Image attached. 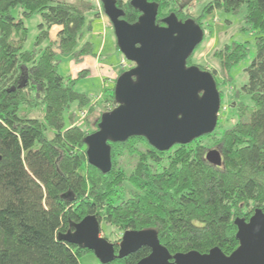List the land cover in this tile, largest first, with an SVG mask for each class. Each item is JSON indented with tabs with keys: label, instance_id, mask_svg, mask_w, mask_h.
Segmentation results:
<instances>
[{
	"label": "trees",
	"instance_id": "obj_1",
	"mask_svg": "<svg viewBox=\"0 0 264 264\" xmlns=\"http://www.w3.org/2000/svg\"><path fill=\"white\" fill-rule=\"evenodd\" d=\"M149 1L159 4L160 25L161 16L174 13L203 29L204 17L216 10L236 15L245 9L242 30L255 33L257 52L238 98L247 94L252 105L231 103L235 123L223 126L219 118L213 133L168 151L142 136L110 142L112 169L104 173L89 163L85 139L91 133L70 112L73 103L83 108L90 98L58 72L59 52L77 61L93 53V43L84 42L85 10L57 0H0V264H81L91 250L60 237L91 214L124 231L155 229L172 254L218 246L230 255L239 246L238 215L248 221L257 209L264 211V0H211L199 16L186 11L195 0ZM117 5L129 23L141 15L130 1ZM17 7L19 17L13 14ZM34 14L43 23L36 47L28 51L25 19ZM53 26L61 29L52 40ZM248 53L246 43L233 41L216 48L214 57L231 79L230 71ZM209 71L220 89L219 70ZM108 91L117 104L115 89ZM40 106L42 118L29 116ZM203 139L220 147L221 166L207 161ZM150 252L142 246L107 264H137Z\"/></svg>",
	"mask_w": 264,
	"mask_h": 264
},
{
	"label": "water",
	"instance_id": "obj_2",
	"mask_svg": "<svg viewBox=\"0 0 264 264\" xmlns=\"http://www.w3.org/2000/svg\"><path fill=\"white\" fill-rule=\"evenodd\" d=\"M101 2L119 50L135 66L118 77L117 106L102 114L98 130L85 139L89 163L110 172V142L142 136L157 150L168 151L213 133L222 104L216 79L211 71L187 64L204 40L201 25L192 18L181 21L174 13L162 18L160 25L159 4L149 0L130 1L141 15L129 23L117 0ZM206 159L215 166L223 162L217 149L209 150ZM235 224L239 246L230 255L218 246L207 253L191 250L172 254L155 229L124 231L116 253L115 244L101 236V220L92 214L60 238L93 251L103 264L142 246L150 247L151 252L137 264H264V211L257 209L248 221L238 217Z\"/></svg>",
	"mask_w": 264,
	"mask_h": 264
},
{
	"label": "rangeland",
	"instance_id": "obj_3",
	"mask_svg": "<svg viewBox=\"0 0 264 264\" xmlns=\"http://www.w3.org/2000/svg\"><path fill=\"white\" fill-rule=\"evenodd\" d=\"M76 4L85 10L88 22L86 26L85 40L93 43V53L86 55L82 60H78L71 54L58 53V72L65 78L76 80L75 89L79 93H84L90 98L88 105L80 108L78 102L72 104L70 112L76 114V124L81 125L89 133H93L98 129V124L103 113L113 110L117 104L109 95L108 89L116 86L118 77L135 66V63L129 61L122 52L117 48V40L114 28L108 16L105 14L101 0H57ZM125 3L131 0H123ZM193 1V0H191ZM211 0H195L191 2L186 11L194 16H199L203 12L204 6ZM183 2V1H182ZM21 9L19 7L13 9V14L19 17ZM165 14L161 18L167 16ZM245 9L234 15L224 10H216L206 15L203 19L204 40L195 49L192 56V65L205 66L208 70L218 69L217 78L221 85L219 90L222 95V108L219 114L220 125L227 126L236 122V118L231 117L233 106L237 101L241 100L248 105H252L251 98L247 94H243L238 98L240 87L247 81L245 69L251 64L256 56L255 33L251 30H242ZM103 19V21H102ZM104 22V23H103ZM28 29V36L25 42V50L32 51L36 47L37 36L39 34V25L43 23V18L39 14H34L25 19ZM51 38L57 39V32L51 33ZM233 41L246 43L249 53L230 71L231 79L227 74L220 71V62L214 57L216 48H223L226 44ZM103 42L105 50L99 54L100 44ZM48 45V41L44 42L40 47L44 48ZM126 60V66H122V60ZM82 71H86L85 76H80ZM229 80V82H227ZM111 93V92H110ZM42 107V108H41ZM43 106L28 112L31 117L43 116ZM28 110H26L27 112ZM66 112V121L69 123ZM231 117V118H230ZM219 122V121H218ZM217 128V127H216ZM222 130V128H219ZM52 134V132H49ZM203 143L208 146V150L220 147L214 144L213 139H203ZM206 152V153H207ZM221 152V151H220ZM239 217H246L238 215ZM124 230L111 226L101 220V236L116 244L121 242ZM119 246V245H118ZM81 264H99L100 260L93 251H88L80 258Z\"/></svg>",
	"mask_w": 264,
	"mask_h": 264
},
{
	"label": "crops",
	"instance_id": "obj_4",
	"mask_svg": "<svg viewBox=\"0 0 264 264\" xmlns=\"http://www.w3.org/2000/svg\"><path fill=\"white\" fill-rule=\"evenodd\" d=\"M102 21H103V19H102ZM104 23V22H103ZM61 29V27H59V26H53L52 27V29H51V33H58V31ZM86 37V36H85ZM85 41H88V40H85L84 39V42ZM119 49V48H118ZM105 50V46L103 45V42L100 44V48H99V54L102 52V51H104Z\"/></svg>",
	"mask_w": 264,
	"mask_h": 264
},
{
	"label": "built area",
	"instance_id": "obj_5",
	"mask_svg": "<svg viewBox=\"0 0 264 264\" xmlns=\"http://www.w3.org/2000/svg\"><path fill=\"white\" fill-rule=\"evenodd\" d=\"M122 66H124V67L126 66V60L125 59L122 60Z\"/></svg>",
	"mask_w": 264,
	"mask_h": 264
}]
</instances>
